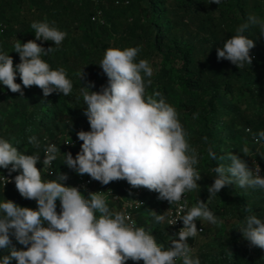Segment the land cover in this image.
<instances>
[{"label":"trees","instance_id":"16d2710c","mask_svg":"<svg viewBox=\"0 0 264 264\" xmlns=\"http://www.w3.org/2000/svg\"><path fill=\"white\" fill-rule=\"evenodd\" d=\"M249 15L264 19V0H221L219 5L210 0H0V51L9 53L14 66L19 64V54L13 51L15 39L25 35L23 43L35 40L30 27L33 21L45 18L55 21L67 36L43 59L52 69L63 67L73 83L68 96L42 94L35 105L19 103L10 112L0 110V137L9 139L21 152L39 155L37 167L42 169L45 179L55 176L59 180L60 175H66L67 179L60 180L61 183L73 187L82 177L92 179L64 164L65 153L75 158L81 150L83 142L77 133L91 130L80 89L89 82L95 85L93 91L107 86L108 78L99 66L107 48L140 46L137 60L147 59L153 68L152 84L147 92H160L183 115L185 127L192 133L189 143L199 155L195 167L202 178L198 181L200 189L187 192L190 208L191 196L196 194V202L207 203L209 210L223 221L212 225L197 220L207 232L204 236L189 238V245L198 248L194 254L201 264H264V249L250 246L238 231L241 222L252 213L264 219V189L229 184L210 200L208 192L216 178L213 168L219 163H230L227 159L211 160L209 147L217 156L232 152L244 159L250 169H253L252 161H256L264 174V147L254 142V134L264 130V34L260 33L259 26H251L244 33L254 40L255 47L250 50L251 65L243 68L218 59L216 51L236 34V27ZM37 43L45 49L54 47L51 41ZM82 69L85 75L80 80ZM16 82L21 83L19 74ZM3 89L6 97L13 100H20L26 94V88H23V97L5 86ZM65 132L70 135L63 142L61 136ZM33 136L39 142L38 147L28 142ZM50 144L56 145L57 158L50 169H43L45 149ZM245 144L252 156L240 151ZM10 167L0 168V173L14 178L19 172L10 173ZM109 185L94 180V192ZM125 187L135 190L126 180L112 190L119 194L117 190ZM158 195L145 189L142 207L135 218L138 227L151 229L157 243L167 248L169 237L176 236L167 222L174 204L160 200ZM4 199L21 207L37 208V202L23 198L16 187L2 189L0 186V201ZM107 202L112 210L114 203ZM56 206L59 213V199ZM247 206L252 213L245 210ZM152 211L164 214L165 221L157 224ZM12 242L17 249L26 250L14 237ZM126 264H143V261L129 259Z\"/></svg>","mask_w":264,"mask_h":264},{"label":"clouds","instance_id":"9594fccd","mask_svg":"<svg viewBox=\"0 0 264 264\" xmlns=\"http://www.w3.org/2000/svg\"><path fill=\"white\" fill-rule=\"evenodd\" d=\"M210 3L219 5L221 0ZM251 26H259L264 34V19L249 15L236 27V34L217 48V58L228 60L238 68L251 65L250 50L255 42L244 34ZM30 27L35 40L21 43L17 39L14 45L19 64L14 66L9 53L0 51V84L22 97L23 88L31 86L39 87L45 97L52 93L70 95L73 83L66 70L52 69L43 59L62 44L67 32L46 18L33 21ZM37 41H51L54 47L45 49ZM140 51V46L105 50L99 66L108 78L107 86L101 91H93L92 82L81 87L91 130L77 133L83 142L81 150L75 158L65 153L64 164L103 185L126 180L133 188L143 187L158 193L160 200L178 206L177 215L168 219V224L182 221L183 227L175 237H169V246L165 248L157 243L151 229L137 227L124 211L113 212L103 192H91L86 197L78 187L45 179L42 169L37 167L39 155L21 152L9 139L0 137V168L11 166L10 173L19 172L14 177L17 191L23 198L37 202V208L32 209L8 199L0 201V251L4 253L0 255V264L13 261L16 264H126L129 259L143 264H177V261L201 264L188 243L189 238H195L202 230H198L195 221L212 225L223 221L203 201L198 200L191 208L186 200L181 203L185 193L200 189L198 181L202 177L195 167L199 155L191 147L176 109L160 92H147L152 84L153 68L147 59L137 60ZM17 74L21 83L16 82ZM84 75L82 69L80 80ZM28 142L39 146L34 136ZM254 142L264 147V130L254 134ZM57 151L55 144L46 147L43 169L51 168ZM240 151L245 156L253 155L247 144ZM208 156L211 160L230 161L228 165L219 163L213 168L216 178L208 187L209 200L229 184L264 189L258 164L254 170L250 169L239 156L232 152L217 156L212 147L208 148ZM66 179V175L59 176V180ZM0 181L4 186L9 182L3 176ZM245 210L252 213L250 206ZM152 216L157 224L166 219L164 214L154 211ZM238 231L250 246L264 249V219L252 213L241 222ZM13 237L26 250L17 249Z\"/></svg>","mask_w":264,"mask_h":264},{"label":"built area","instance_id":"2783aa9c","mask_svg":"<svg viewBox=\"0 0 264 264\" xmlns=\"http://www.w3.org/2000/svg\"><path fill=\"white\" fill-rule=\"evenodd\" d=\"M252 164H253V170H254L255 165H257L258 163L256 161H252ZM47 173H49V175L52 174L50 172V170H47ZM259 175L261 177H264V174L262 172L261 167H260ZM0 176L6 177L9 181L5 186H4V182L0 181V186L2 187V189H8L9 187H15L14 178L12 176L6 175L3 173H0ZM76 187H78L80 189V191L83 193L94 192V180L93 179H84L82 177V178H80V181ZM145 189L146 188H143V187L135 188V190L133 192V196L131 198H124V197L120 196L119 194L115 193L113 190H110L108 187L105 189H101L98 192H103V195L105 196L106 200H110L113 203L119 205L121 208V211H124L127 214H129L131 216L132 220H134L136 223L135 214L142 207L143 203H142L141 197H142ZM185 200L187 201V207L190 208V201H189V196L187 193L184 194V199H182L181 203L183 204L185 202ZM136 201H139L140 203L138 204ZM177 207L178 206L176 204H174L173 209H171L168 212L167 221H168V219L177 215ZM195 223L197 225L198 230L202 229L199 232V234L195 237V238H198L205 233V229L203 226H201V224L197 220L195 221ZM136 226L138 227L137 223H136ZM169 226L177 233L179 231V229L181 227H183V222L177 221V223L175 225H169Z\"/></svg>","mask_w":264,"mask_h":264},{"label":"rangeland","instance_id":"374dc122","mask_svg":"<svg viewBox=\"0 0 264 264\" xmlns=\"http://www.w3.org/2000/svg\"><path fill=\"white\" fill-rule=\"evenodd\" d=\"M17 39L21 43H23L25 41V35L18 36L15 39L16 42H17ZM25 93H26L25 97L20 99V100L9 99V97H6V92L3 89V85L0 84V110L5 112V113L6 112H10L12 110H15L16 109V105L19 104V103H25V104H28V105H35L36 103H39V100H40V98L42 97V94H43L42 90L40 88H38L37 86H31V87L26 88ZM178 114H179V120H180L181 124L184 125L185 131L187 132V137H191L192 133L185 127L183 115L181 113H178ZM69 135H70L69 132H65L61 136L62 137V141L65 142L66 139H68ZM50 176H52V175H50ZM54 178H56V177L54 176L52 179H54ZM124 181L125 180L110 182L111 185H109L108 188L110 190H112L118 184H120V185L123 184ZM58 182H61V181L58 180ZM117 192H119V194L121 193L120 195L122 197H124V198H131L132 197V195H131L132 190L130 188L125 187V189L117 190ZM196 200H197L196 194L191 196V205L192 206L195 205ZM60 207H61V205H60ZM120 210L121 209H120L119 205L113 204V209H112L113 212H117V211H120ZM151 224H153V223H151ZM204 228H205V233H206L207 232L206 227H204ZM192 249H193V252H195L198 248L196 249V248L193 247Z\"/></svg>","mask_w":264,"mask_h":264}]
</instances>
